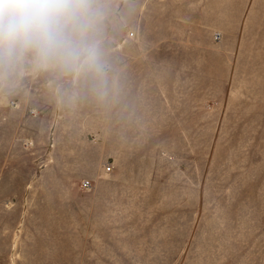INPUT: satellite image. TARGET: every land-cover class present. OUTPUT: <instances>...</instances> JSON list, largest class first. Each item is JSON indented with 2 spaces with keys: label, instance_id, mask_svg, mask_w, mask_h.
I'll return each instance as SVG.
<instances>
[{
  "label": "rangeland",
  "instance_id": "rangeland-1",
  "mask_svg": "<svg viewBox=\"0 0 264 264\" xmlns=\"http://www.w3.org/2000/svg\"><path fill=\"white\" fill-rule=\"evenodd\" d=\"M87 2L102 75L0 58V264H264V0Z\"/></svg>",
  "mask_w": 264,
  "mask_h": 264
},
{
  "label": "clouds",
  "instance_id": "clouds-1",
  "mask_svg": "<svg viewBox=\"0 0 264 264\" xmlns=\"http://www.w3.org/2000/svg\"><path fill=\"white\" fill-rule=\"evenodd\" d=\"M87 0H0V58L32 52L50 64L102 75L98 47L87 40Z\"/></svg>",
  "mask_w": 264,
  "mask_h": 264
},
{
  "label": "built area",
  "instance_id": "built-area-1",
  "mask_svg": "<svg viewBox=\"0 0 264 264\" xmlns=\"http://www.w3.org/2000/svg\"><path fill=\"white\" fill-rule=\"evenodd\" d=\"M111 169V165H108V167H107V170H110ZM90 185V182L89 181H84L83 182V186L84 187H88Z\"/></svg>",
  "mask_w": 264,
  "mask_h": 264
}]
</instances>
